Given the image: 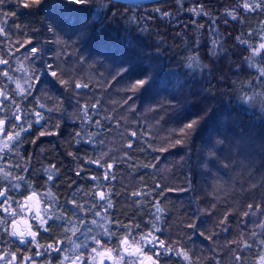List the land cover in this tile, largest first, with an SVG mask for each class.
Returning a JSON list of instances; mask_svg holds the SVG:
<instances>
[{
    "label": "trees",
    "instance_id": "1",
    "mask_svg": "<svg viewBox=\"0 0 264 264\" xmlns=\"http://www.w3.org/2000/svg\"><path fill=\"white\" fill-rule=\"evenodd\" d=\"M99 3L100 0H92L91 13L80 22L72 13L61 9L58 0H45L44 4L32 9L23 8L18 0H5L0 6L4 13H15L7 21L11 39L30 38L42 49L32 67L43 70L46 64L53 62L54 53L66 51L71 57L61 56L56 62L74 68L78 79L90 82V87L80 90L77 97L59 86L53 87L48 83L51 77L46 71L41 73L43 83L38 85L34 95L59 97L63 104L60 112L50 114L49 126L59 124L58 129L52 127L58 134L22 145V154L32 157L31 179L40 191L44 174L39 169L42 165L56 164L61 175L53 191L67 194L71 191L66 186L67 181L75 180L85 187L92 183L86 175H75L73 169L77 164L69 152L94 157L111 149L112 155L119 158L128 151L131 160L115 166L117 179L103 182L120 193L113 197L112 214L124 223L140 225V230L147 232L154 212L151 202L158 201L165 209L158 225L160 239L179 241L193 254V259L199 258L197 264H233L234 250H230L232 246L228 242L239 239L241 233H249L257 222L264 220L260 213L242 215L249 204L264 207V113L259 103L264 82L255 79L256 69L245 62L249 53L236 40L237 36L252 29L259 32L264 14L241 13L242 22L223 16L224 9L236 6L237 0H183V9L204 5L209 13L207 17H197L179 9L177 0H112L115 6L101 9L98 16ZM103 3L108 5V0ZM155 8L172 12L173 16L165 19L153 11ZM52 15L62 16L75 26L63 31L57 29L53 35L46 27L52 23ZM100 16L105 18L100 19ZM224 19L229 22L225 24ZM192 20L196 21L195 27ZM213 21V31H209ZM82 24L86 26L82 28ZM215 32L221 34L217 39L223 51L213 57L211 40ZM57 39L64 43H53ZM197 41L199 58L207 65L203 72L185 66L186 57L192 54ZM18 55L22 57L23 52ZM77 57H83V62ZM121 60L137 70L147 69L150 75L159 76L157 84L133 94L127 89L135 75L112 82L111 76ZM256 62L259 63V59ZM10 67H16L14 60ZM106 82H110V86L106 87ZM0 83H6L2 76ZM249 88L258 94L252 106L240 99ZM129 96L132 99L125 105L123 102ZM95 99L103 104L100 116L112 113L117 119L122 118V124L117 127L112 121H104L111 132H104L97 138V141L103 139V145L85 141L77 144L73 140L74 133L84 129L77 101L83 104ZM28 103L35 104V101L30 99ZM197 118L200 123L196 130L184 143L175 144L180 138L178 130ZM39 129L36 125L32 132L26 133L27 140L33 139ZM130 131H148L151 135L137 139L127 135ZM129 139L135 140L134 147L125 149ZM145 139L153 149L167 151H141L146 148ZM133 162L136 168L131 167ZM145 164L156 166H140ZM88 168L91 174L101 172L93 165ZM141 188L151 194L140 199L139 204H133L137 198L130 193ZM65 207L71 210V205ZM225 216L227 220L221 226L220 221ZM191 224L196 227H189ZM210 234L212 240L207 238ZM252 239L249 237L250 243ZM116 244L117 238L113 237L107 246L114 248ZM258 251L255 247L240 249L246 264H254ZM144 255L152 256L153 253L145 249ZM160 264L183 262L172 255L162 256Z\"/></svg>",
    "mask_w": 264,
    "mask_h": 264
},
{
    "label": "snow or ice",
    "instance_id": "2",
    "mask_svg": "<svg viewBox=\"0 0 264 264\" xmlns=\"http://www.w3.org/2000/svg\"><path fill=\"white\" fill-rule=\"evenodd\" d=\"M5 0H0V6ZM18 3L25 9L37 8L45 3V0H18ZM92 0H58V6L65 11L72 13L75 20L80 22L83 17L91 13L89 5ZM179 9L192 13L194 16H209L205 11L204 5L183 9V0H177ZM108 6L114 7L112 0H108V5L100 0L97 8V15L100 10ZM163 18L167 19L173 16L172 12L162 11L160 8L153 9ZM241 13L246 14H264V0H237V4L231 8H225L223 16L230 18L232 21H243ZM15 13H4L0 10V76L6 83H0V262L2 264H38L37 257L41 259L50 256L51 253H60L58 264H145L144 250L149 249L153 255L147 257L150 264H160L162 256L175 255L180 257L183 264H197L199 258L193 259V254L181 246L179 241H165L159 238L158 233L165 209L160 206L158 201L151 202L154 212L148 221L149 228L147 232L140 230V225L133 222L124 223L112 214L115 208L113 202L114 195H120L109 186L103 183H109L117 179L115 166L118 163H127L131 160L128 151H124L122 157L112 155V150L101 152L97 156H81L76 152H69L77 167L73 172L77 177L86 175L87 180L92 183L85 187L78 184L75 180L66 182V186L71 189L67 194H61L56 188V181L60 178V169L56 164L42 165L39 171L43 172V185L40 191L37 190L35 182L31 179L32 166L31 156L22 154V145L36 143L41 137L56 135L52 127L58 129L59 124L49 126L51 113L62 110L63 100L51 95L36 96L38 85L43 83L41 73L45 72L51 77L48 82L53 87L59 86L64 91L74 93L80 96V90L88 89L90 82H84L78 79L74 68L62 66L58 63L61 56L71 57L70 53L63 51L53 54V62L45 65L43 70H37L32 67V62L39 58L41 48L35 46L32 39H17L13 41L7 30V21L9 16ZM100 16V19H104ZM147 19V18H145ZM52 23L48 24L47 31L56 35L57 29L63 31L66 27H74L69 20L62 16L52 15ZM223 22L227 24L228 19ZM196 26V21H191ZM86 26L82 24L83 28ZM20 28V25L16 26ZM187 27V25H181ZM203 28L204 25H199ZM214 21L209 25V31H213ZM221 34L215 32L212 37L211 55L214 57L218 51H223L220 39ZM247 36V39L244 37ZM240 45L245 46L249 55L245 57V62L249 67L256 69L255 79L264 82V24L257 32L252 29L249 33H242L236 37ZM53 43L63 44L62 40H55ZM23 52L22 57L18 55ZM83 57H77V60L83 62ZM259 59V63L256 61ZM15 61L16 67H10L12 61ZM188 69H199L201 72L207 68L199 58L198 41L193 46V52L186 57ZM161 72L163 69L160 70ZM135 75L136 78L131 80L127 91L135 94L140 89H146L157 84L159 76H152L147 69H135L127 61L121 60L115 73L111 76L112 82H119L126 76ZM251 83V81L249 82ZM14 85V87H9ZM105 86H110L106 82ZM182 86V85H180ZM250 93V94H249ZM32 99L35 104L28 101ZM129 96L124 100V104L131 100ZM241 101L250 106L257 102L258 94L254 89L249 88L247 93L240 97ZM114 104L117 102H113ZM260 110L264 113V92L259 93ZM77 106L81 113V123L84 129L74 133L73 140L79 144L81 141L87 143L104 144L103 139L97 141V138L104 132H111V129L105 125L104 121H112L117 127L122 124V118L117 119L112 113L106 116H100L103 107L100 99L94 102H85L83 104L77 101ZM99 117V118H95ZM200 123V118L192 119L184 124L179 130V139L175 144L184 143L190 133L194 132ZM36 125L40 126L38 134L33 139L27 140L25 134L32 132ZM95 127V130H90ZM176 132L174 130L173 135ZM132 138L139 139L141 136L149 137L148 131H130L127 133ZM135 140L129 139L124 145L125 149H132ZM222 143V141H217ZM146 148L167 151L165 148L153 149L152 144L145 139ZM175 146V145H172ZM214 155V153H213ZM18 158V159H17ZM88 165H93L101 169L99 175L91 174ZM142 167H153L155 164L140 165ZM131 167L136 168L135 162ZM22 189L24 191H22ZM13 193H19L20 198L14 197ZM150 192L143 188L133 191L130 195L134 198L133 204H139L140 199L146 198ZM65 205H71V210ZM260 213L264 215V207L261 205H247V210L243 212L244 217ZM227 220V216L220 221L221 226ZM23 223L24 227L20 225ZM195 228V224L189 225ZM59 230V235L53 233V229ZM226 230V229H225ZM258 230V231H257ZM41 233H47L52 238L51 243H40ZM203 235V233H200ZM107 237L108 240L104 238ZM113 237L117 238V244L114 248H109L108 242ZM249 237L253 238L249 242ZM213 239V235L207 237ZM234 250L232 256L233 264H246L244 256L240 249L245 250L257 248L259 251L254 259V264H264V220L255 224L253 230L247 234L241 233L237 240L229 241ZM19 244L26 246L24 249L13 250L12 245ZM87 250V255L84 254ZM31 252V255H27ZM51 264V260L48 261ZM219 264V262H217Z\"/></svg>",
    "mask_w": 264,
    "mask_h": 264
},
{
    "label": "flooded vegetation",
    "instance_id": "3",
    "mask_svg": "<svg viewBox=\"0 0 264 264\" xmlns=\"http://www.w3.org/2000/svg\"><path fill=\"white\" fill-rule=\"evenodd\" d=\"M22 191H24L22 189ZM14 197L19 199L20 198V194L19 193H13ZM21 228L24 227L23 223H21L20 225ZM53 233L55 235H59V230L56 229L55 231L53 230ZM40 243L41 244H45V243H51L52 242V238L49 236V234L47 233H41V236H40ZM26 246H23V245H19V244H13L12 245V248L13 250H19V249H24ZM109 248H111L110 246H108ZM32 253L31 252H27V255H31ZM84 254L87 255V250H84ZM0 255H2V253H0ZM146 257H149V256H145ZM59 258H60V253H51L50 256H46L45 258L41 259L40 257H37V262L38 264H48V261L51 260V264H58V261H59ZM0 264H2V262H0Z\"/></svg>",
    "mask_w": 264,
    "mask_h": 264
},
{
    "label": "water",
    "instance_id": "4",
    "mask_svg": "<svg viewBox=\"0 0 264 264\" xmlns=\"http://www.w3.org/2000/svg\"><path fill=\"white\" fill-rule=\"evenodd\" d=\"M122 1L139 2V1H144V0H122ZM145 264H150V261L147 260V257L145 258Z\"/></svg>",
    "mask_w": 264,
    "mask_h": 264
}]
</instances>
